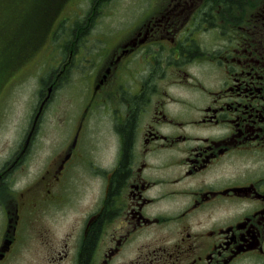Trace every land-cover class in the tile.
<instances>
[{
    "label": "flooded vegetation",
    "instance_id": "flooded-vegetation-1",
    "mask_svg": "<svg viewBox=\"0 0 264 264\" xmlns=\"http://www.w3.org/2000/svg\"><path fill=\"white\" fill-rule=\"evenodd\" d=\"M82 1L59 18L71 23ZM133 1L135 21L114 43L101 37L95 44L105 73L87 95L86 115L104 104L114 117L99 107L107 119H82L54 162L20 189L11 187L20 156L0 167V264H83L85 240L100 218L88 264H264V0ZM94 10L100 18L120 7L100 0ZM88 15L64 27L78 23L91 34L96 24ZM221 28L228 34L207 43L203 31L217 36ZM82 47L90 63L86 45L75 56ZM169 79L174 90H167ZM134 111L127 148L124 125ZM98 122L118 128L120 150L108 169L92 164V173L103 175L93 209L76 203L68 188L87 159V140L89 152L98 140ZM126 151V172L112 195ZM36 197L40 209L32 206ZM110 204L114 214L103 216ZM78 205L82 222L53 237L46 216ZM34 211L44 216L41 224ZM34 222L32 244L40 250L25 257L22 247L12 250L14 238L21 229L27 243Z\"/></svg>",
    "mask_w": 264,
    "mask_h": 264
},
{
    "label": "rangeland",
    "instance_id": "rangeland-1",
    "mask_svg": "<svg viewBox=\"0 0 264 264\" xmlns=\"http://www.w3.org/2000/svg\"><path fill=\"white\" fill-rule=\"evenodd\" d=\"M49 1H0V167L3 168L10 158L14 160L20 156L21 163L12 172L14 182L11 187L15 189L22 188L33 179L37 180L39 171L45 169L52 161L54 162L65 144L67 145L72 139L76 125L80 124L82 119L102 120L108 118L105 113L109 114V117L115 115L112 108L106 111V106L102 104L97 107V111L87 117V95L98 82L96 78L105 73L101 74L104 70L105 57L99 58L93 50L92 56H88L96 60L93 66L83 73L71 72V66L74 67L75 60L79 58L75 56L71 63L68 56L63 63L60 48L62 51L64 46L53 47L56 40L53 45L49 43L52 41L49 36L51 26H53L54 17L58 14L48 13V10H45ZM70 1L74 2V0ZM99 1L83 0L81 2L83 10H76L71 17L80 20L89 14L91 23L96 24L94 33L114 43L120 35V30L128 28L135 21L136 16L133 11L135 7L137 10V5L133 0H113V4L120 7V10H105L106 14L103 13L99 18L98 10H94ZM63 12L68 10H61V13ZM228 31V28H221L216 32L217 36L212 34L211 30H204L202 34L207 43H210L213 38L223 39ZM64 35L66 34L62 32L60 38ZM84 51L82 47L78 55L81 57V63H83L82 52ZM51 72L53 75L49 84L42 85V79L49 76ZM175 88V84H172L169 79L167 90ZM40 89L44 90L42 97H40ZM46 96L47 104L37 118L34 136H28L31 127L35 125V115L39 112L41 100ZM111 99L114 103L120 104V99L115 97ZM99 107L105 113L99 112ZM92 124L96 123L90 122V125ZM97 124H102L98 128L96 136L98 140H93L92 152H89V139L87 140V146L83 149L87 159L82 161L79 166L81 168L72 175V184L68 188V195L76 203L78 199L83 207L92 206L93 209L101 192L103 175L92 173V164H99L106 170L109 164L116 160L120 150L118 128L110 127L108 122ZM29 138H32V142L26 149V140ZM53 186L57 187L55 184ZM77 192H81L83 197L77 198ZM41 204L40 198H34L32 206L40 205V209ZM33 214L36 215V221L41 224L39 220L44 216L36 214L35 211ZM83 216L84 212L78 205L76 212L68 208L55 209L53 215L46 216L43 222L51 235L56 237L66 230L73 229L74 226L77 227L82 222ZM27 221H30L29 217ZM35 226H37L36 222L32 225L27 243H22L23 240H20L21 229L19 230L14 238L12 250L22 247L26 250L23 253L25 257L30 256V252L34 250H40L38 244H32L36 242L38 235ZM2 233L0 230V236Z\"/></svg>",
    "mask_w": 264,
    "mask_h": 264
},
{
    "label": "trees",
    "instance_id": "trees-1",
    "mask_svg": "<svg viewBox=\"0 0 264 264\" xmlns=\"http://www.w3.org/2000/svg\"><path fill=\"white\" fill-rule=\"evenodd\" d=\"M0 1L5 2V0H0ZM53 1L54 0H50L49 2L52 3ZM3 5H1V6L3 7ZM0 14H1V12H0ZM75 24H77V25H74L71 27H66V28L64 27V24H61L56 31L58 33H56L54 36V41H55V40H58L60 38V32H63L66 34V35L62 36L58 42V46L59 45L64 46L62 51L60 48V53L63 54V60H62L63 63L66 62L65 58L70 56V53L73 50H74L73 58L75 57L77 51L79 50V49L77 50L78 45H86L88 47V56H92L93 50L95 51V53L98 54V49L96 48L95 44L97 42L96 39H99L100 37H98L95 34L88 33L87 31L89 29L82 30L81 26H79L78 23H75ZM73 43H74V47L72 45ZM90 45H92V46H90ZM72 59H71V63H72ZM82 59H83V61L88 60V58L85 59L84 55H83ZM77 65H79V60H75L74 67L71 66L70 71L71 72L81 71V68L76 69L75 66H77ZM53 71H55V69ZM52 75L53 74L51 72L49 74V76H46L45 78H43L42 82H41L42 85L43 84H45V85L49 84L50 78L52 77ZM43 95H44V90L40 89V97H42ZM141 99H142V96L137 97L136 102H138V104H140ZM135 116H136V111H134V113L130 116L129 120L124 125V129H125L126 137H127V148L130 146L131 141H132L134 125H135ZM127 160H128V153L126 151L122 167L114 174V180H113L112 187H111V194L112 195H114V193H116L120 187V183L123 180V177H124L125 172H126L125 166H126ZM109 199H111V195H110ZM110 203H111V201H110ZM108 207H109L108 208L109 213H107L105 211L103 216H105V214L110 215V216L114 214V210L112 209L111 204ZM102 221H103V219L100 218L98 221H96L93 224V226H92V228H91V230H90V232H89V234L85 240V243H84V246L82 249V260H83L82 262H83V264H88L90 261L91 253L95 247L96 241L98 239V235L100 234V231H101Z\"/></svg>",
    "mask_w": 264,
    "mask_h": 264
}]
</instances>
